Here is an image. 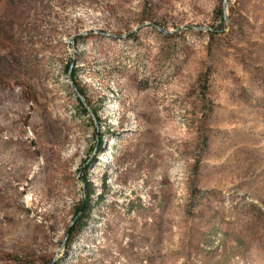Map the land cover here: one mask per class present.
Here are the masks:
<instances>
[{"label": "rangeland", "instance_id": "1", "mask_svg": "<svg viewBox=\"0 0 264 264\" xmlns=\"http://www.w3.org/2000/svg\"><path fill=\"white\" fill-rule=\"evenodd\" d=\"M0 264H264V0H0Z\"/></svg>", "mask_w": 264, "mask_h": 264}, {"label": "trees", "instance_id": "2", "mask_svg": "<svg viewBox=\"0 0 264 264\" xmlns=\"http://www.w3.org/2000/svg\"><path fill=\"white\" fill-rule=\"evenodd\" d=\"M100 143H101V142H99L98 146L100 145ZM10 186H12V185H10Z\"/></svg>", "mask_w": 264, "mask_h": 264}]
</instances>
